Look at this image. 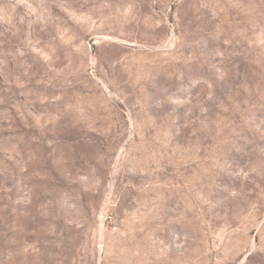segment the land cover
<instances>
[{
  "label": "rangeland",
  "instance_id": "374dc122",
  "mask_svg": "<svg viewBox=\"0 0 264 264\" xmlns=\"http://www.w3.org/2000/svg\"><path fill=\"white\" fill-rule=\"evenodd\" d=\"M0 264H264V0H0Z\"/></svg>",
  "mask_w": 264,
  "mask_h": 264
}]
</instances>
